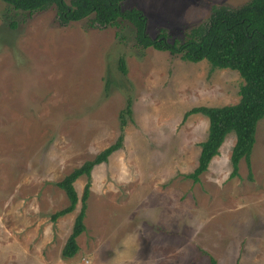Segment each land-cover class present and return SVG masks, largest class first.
<instances>
[{
	"label": "rangeland",
	"instance_id": "1",
	"mask_svg": "<svg viewBox=\"0 0 264 264\" xmlns=\"http://www.w3.org/2000/svg\"><path fill=\"white\" fill-rule=\"evenodd\" d=\"M246 0H123L139 8L146 33L180 39L212 5ZM52 6L14 11L0 2V264H264V115L248 160L229 175L228 132L197 180L207 118L194 105L238 99L242 78L204 60L182 61L134 45L125 20L56 24ZM13 25L10 26L9 23ZM123 55L122 77L116 58ZM130 99L121 146L88 175L84 229L70 257L60 250L74 208L54 185L111 143Z\"/></svg>",
	"mask_w": 264,
	"mask_h": 264
},
{
	"label": "trees",
	"instance_id": "2",
	"mask_svg": "<svg viewBox=\"0 0 264 264\" xmlns=\"http://www.w3.org/2000/svg\"><path fill=\"white\" fill-rule=\"evenodd\" d=\"M123 0H0L8 8L29 13L53 7L54 20L63 26L70 21L86 18L90 26H105L125 20L130 25L134 45L152 47L177 56L182 61L206 60L211 68H230L242 78L238 88V99L234 103L221 105H194L183 113L186 118L192 113H201L207 118L205 137L198 142L199 151L194 167L184 175L191 182L196 181L226 134L234 133V141L229 155V175L234 174L240 158L248 160L254 142L255 125L264 115V0H246L236 6L212 5L206 18L191 27L180 39H169L158 30L155 35L145 31V15L139 8H123ZM13 25L12 22L9 23ZM117 69L123 77L126 73L122 54L116 58ZM131 113L130 99L119 111V133L116 138L95 152L90 158L64 173L54 185L60 188L67 198V204L50 213L53 221L58 216L71 211L78 200L72 186L80 174L85 181L79 194L80 206L75 214L71 229L61 247L62 257L72 256L78 249L75 237L84 229L83 216L86 207L88 175L90 168L119 148L122 142V128L125 116ZM210 264L216 261L210 257ZM237 264V263H236Z\"/></svg>",
	"mask_w": 264,
	"mask_h": 264
}]
</instances>
